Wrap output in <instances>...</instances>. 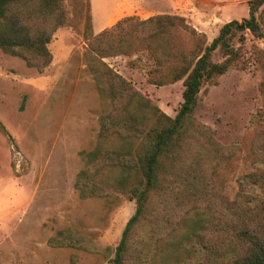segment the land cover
<instances>
[{"label": "rangeland", "instance_id": "374dc122", "mask_svg": "<svg viewBox=\"0 0 264 264\" xmlns=\"http://www.w3.org/2000/svg\"><path fill=\"white\" fill-rule=\"evenodd\" d=\"M253 1L62 0L68 22L47 45L51 62L46 68L30 67L0 49V123L8 133L0 128V264H114L115 250L136 212L135 200L120 191L82 199L76 189L85 169L81 153L96 148L101 117L110 110L86 57V27L98 36L125 18L179 16L205 35L208 45L227 23L249 19ZM254 14L262 37L245 31L243 41L241 34L234 38L237 64L204 83L194 113L223 151L204 173L219 207L236 202L243 177L256 172L250 158L264 133V3ZM35 25L42 23L36 20ZM178 37L186 41L185 35ZM92 56L163 113L177 115L183 80L156 86L146 59L133 66L136 55ZM212 60L222 63L226 56L218 50ZM187 209V215L197 211L191 204Z\"/></svg>", "mask_w": 264, "mask_h": 264}, {"label": "trees", "instance_id": "16d2710c", "mask_svg": "<svg viewBox=\"0 0 264 264\" xmlns=\"http://www.w3.org/2000/svg\"><path fill=\"white\" fill-rule=\"evenodd\" d=\"M263 3L251 2L250 18L227 23L208 45L205 35L179 16L125 18L98 36L86 27V57L110 110L101 117L96 148L81 153L85 169L76 189L82 199L117 190L137 205L114 264H264V133L250 158L256 172L243 177L236 202L219 207L204 173L223 151L194 117L204 83L237 64L234 38L241 34L243 41L245 31L262 37L254 13ZM67 22L62 0H0V49L43 70L51 62L47 45L53 33ZM218 50L226 56L222 63L212 60ZM92 53L101 58L136 55L133 66L146 59L144 66L156 86L183 80L177 115L163 113ZM0 128L8 135L1 123ZM188 204L196 207L193 215L184 214Z\"/></svg>", "mask_w": 264, "mask_h": 264}]
</instances>
